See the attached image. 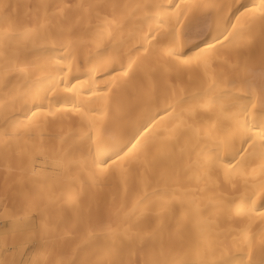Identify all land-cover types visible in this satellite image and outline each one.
Instances as JSON below:
<instances>
[{"label": "bare ground", "instance_id": "6f19581e", "mask_svg": "<svg viewBox=\"0 0 264 264\" xmlns=\"http://www.w3.org/2000/svg\"><path fill=\"white\" fill-rule=\"evenodd\" d=\"M0 264H264V0H0Z\"/></svg>", "mask_w": 264, "mask_h": 264}, {"label": "rangeland", "instance_id": "374dc122", "mask_svg": "<svg viewBox=\"0 0 264 264\" xmlns=\"http://www.w3.org/2000/svg\"><path fill=\"white\" fill-rule=\"evenodd\" d=\"M2 225V223H1V219H0V226Z\"/></svg>", "mask_w": 264, "mask_h": 264}]
</instances>
